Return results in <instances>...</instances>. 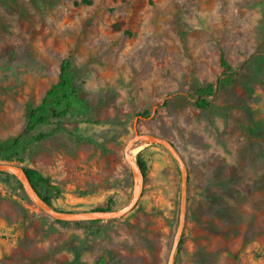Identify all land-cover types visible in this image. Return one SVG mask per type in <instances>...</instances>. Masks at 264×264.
<instances>
[{
	"label": "rangeland",
	"instance_id": "obj_1",
	"mask_svg": "<svg viewBox=\"0 0 264 264\" xmlns=\"http://www.w3.org/2000/svg\"><path fill=\"white\" fill-rule=\"evenodd\" d=\"M65 59L82 111L25 132ZM144 134L187 171L172 264H264V0H0V143L26 139L0 163L48 178L59 212L120 211L138 186L124 151ZM140 144L141 196L118 219L55 221L0 171V264H167L180 169Z\"/></svg>",
	"mask_w": 264,
	"mask_h": 264
},
{
	"label": "trees",
	"instance_id": "obj_2",
	"mask_svg": "<svg viewBox=\"0 0 264 264\" xmlns=\"http://www.w3.org/2000/svg\"><path fill=\"white\" fill-rule=\"evenodd\" d=\"M220 66L224 69H229L223 54L219 57ZM70 62L65 59L59 65L57 82L49 87L42 97L40 103L37 106L27 105L25 132H31L36 127L46 124L51 118H62L67 115L68 112L77 110L82 111L83 102L78 98L76 94V88L71 84L69 77ZM212 93V86L207 85L202 89H199L196 94L201 97H209ZM195 106L204 109L209 106L206 99H198L195 102ZM24 140L21 136L15 137L7 142L0 143V154L11 151L13 149H19L22 147ZM140 153L137 155V165L141 170L144 177L145 164L139 159ZM5 161L9 162V158H5ZM30 185L36 191L38 196L50 207L53 193L56 194L58 189L56 186L50 183V180L42 176L37 170L28 167H22ZM0 174H2L0 172ZM7 178L12 175L3 173ZM57 210V209H56ZM96 211H109L110 207L97 208ZM59 211V210H58ZM78 225L79 223H75ZM180 243V242H179Z\"/></svg>",
	"mask_w": 264,
	"mask_h": 264
},
{
	"label": "water",
	"instance_id": "obj_3",
	"mask_svg": "<svg viewBox=\"0 0 264 264\" xmlns=\"http://www.w3.org/2000/svg\"><path fill=\"white\" fill-rule=\"evenodd\" d=\"M132 142L139 143H151L156 145H161L164 147L171 157L176 161L180 169V203H179V217L177 229L175 231V235L172 242V247L169 253L167 264L173 263V257L176 252L177 246L181 240L182 232L184 229V221H185V206H186V188H187V171L184 166L182 159L177 153L174 146L164 138H159L153 135H135L131 139ZM130 143V144H131ZM125 158V157H124ZM126 163L130 166L132 171L137 177L138 186L134 196L131 201L120 211H93V212H83V213H66L59 212L50 206H48L36 193V191L30 185L25 173L22 170V167L10 164V163H0V171L8 172L13 174L16 179L19 181L23 191L25 192L27 198L32 201L43 213L49 216L51 219L55 221L62 222H85L89 220H110V219H118L130 212L134 206L136 205L138 199L141 196L142 186H143V175L141 173L138 165L129 162L125 158Z\"/></svg>",
	"mask_w": 264,
	"mask_h": 264
},
{
	"label": "bare ground",
	"instance_id": "obj_4",
	"mask_svg": "<svg viewBox=\"0 0 264 264\" xmlns=\"http://www.w3.org/2000/svg\"><path fill=\"white\" fill-rule=\"evenodd\" d=\"M142 145L143 144H140V143L139 144H135V143L129 144L128 147L124 151L125 158L129 162L133 163L135 154L142 147Z\"/></svg>",
	"mask_w": 264,
	"mask_h": 264
}]
</instances>
